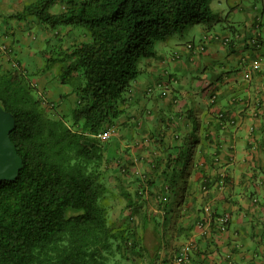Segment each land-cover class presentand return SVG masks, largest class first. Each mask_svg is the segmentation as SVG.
<instances>
[{
    "label": "crops",
    "instance_id": "1",
    "mask_svg": "<svg viewBox=\"0 0 264 264\" xmlns=\"http://www.w3.org/2000/svg\"><path fill=\"white\" fill-rule=\"evenodd\" d=\"M239 10L242 20L221 10L198 40L168 37L139 60L105 129L104 198L112 219L130 217L140 238L125 264H167L184 247L185 264H264V7ZM12 25L0 27L6 67L30 50H16L21 29ZM209 214L213 228H199Z\"/></svg>",
    "mask_w": 264,
    "mask_h": 264
},
{
    "label": "trees",
    "instance_id": "2",
    "mask_svg": "<svg viewBox=\"0 0 264 264\" xmlns=\"http://www.w3.org/2000/svg\"><path fill=\"white\" fill-rule=\"evenodd\" d=\"M59 1L35 0L10 18L88 30V41L62 51L61 81L84 78L73 110L82 124L73 131L46 119L18 70L0 61V105L15 117L10 137L23 161L16 180L0 183V264H125L140 238L130 217H111L101 171L110 137L97 136L120 114L138 61L155 56L158 40L221 17L213 0H63L52 11Z\"/></svg>",
    "mask_w": 264,
    "mask_h": 264
},
{
    "label": "rangeland",
    "instance_id": "3",
    "mask_svg": "<svg viewBox=\"0 0 264 264\" xmlns=\"http://www.w3.org/2000/svg\"><path fill=\"white\" fill-rule=\"evenodd\" d=\"M34 1L0 0V27L9 29L12 28V24L16 22L19 24L21 31L17 38H20L21 43L15 45V48L20 52V47L25 45L30 50L22 52L27 58L25 60L23 56L19 57L20 60L17 57L16 59L13 58L15 62L13 68L21 74L20 81L30 89L43 116L51 121H63L68 128L74 131L78 124H82V121H77L74 118L73 110L78 104L77 89L84 82V78L77 76L67 82L61 81L62 70L66 65L62 61L65 54L62 51L69 48L73 43L88 41L89 33L86 28L79 26H59L56 29H51L34 17L26 20L10 18L11 14L21 11L24 6ZM254 5L262 10L264 0H213L211 2L216 13H222L221 10H224V17L237 21L242 20L245 14L239 9L244 8V11L254 12ZM63 6L64 2L61 0L52 7V11H61ZM25 21L28 26H24ZM203 25L201 23L190 26L182 34H174L169 37H171L170 39L176 38L179 43H186L193 39L198 40L202 32L199 27H203ZM28 32L32 38L27 35ZM167 38L158 40L155 44L156 48L158 49L167 43L169 41ZM4 42H6L4 39L0 41V47L4 45ZM13 54L16 56V53ZM50 59H53L54 62L52 63ZM3 67L7 69L10 65L6 67L4 64ZM130 84L133 85L132 80Z\"/></svg>",
    "mask_w": 264,
    "mask_h": 264
},
{
    "label": "water",
    "instance_id": "4",
    "mask_svg": "<svg viewBox=\"0 0 264 264\" xmlns=\"http://www.w3.org/2000/svg\"><path fill=\"white\" fill-rule=\"evenodd\" d=\"M16 128L14 115L0 105V183L14 181L23 167L10 134Z\"/></svg>",
    "mask_w": 264,
    "mask_h": 264
},
{
    "label": "built area",
    "instance_id": "5",
    "mask_svg": "<svg viewBox=\"0 0 264 264\" xmlns=\"http://www.w3.org/2000/svg\"><path fill=\"white\" fill-rule=\"evenodd\" d=\"M227 41H228V38L224 39V43H227ZM201 49H204L203 45H201ZM111 134H112V131L107 130L103 133H100L97 137H99L102 140H106L111 136ZM228 222H229L228 215L220 216L218 218V226L216 228H218V230L221 232L225 231ZM213 223L214 222L212 221V216H210L209 214L207 217H204V219L198 222V227L201 229H205L209 227V229H211L213 228ZM187 260H188V248L184 247L180 249L177 255L171 260V262L167 264H185ZM153 264H164V263L161 261H156Z\"/></svg>",
    "mask_w": 264,
    "mask_h": 264
}]
</instances>
